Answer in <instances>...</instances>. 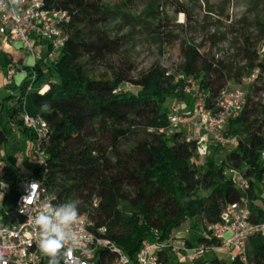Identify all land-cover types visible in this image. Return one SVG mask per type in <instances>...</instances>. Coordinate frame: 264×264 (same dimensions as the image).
<instances>
[{
    "label": "trees",
    "instance_id": "trees-1",
    "mask_svg": "<svg viewBox=\"0 0 264 264\" xmlns=\"http://www.w3.org/2000/svg\"><path fill=\"white\" fill-rule=\"evenodd\" d=\"M54 2L70 16L59 58L51 60L46 52L41 62L23 66L25 75L18 83L8 80L0 90V117L6 118L0 122V144L8 143L15 126L31 141L26 148L29 159L37 142L44 152L41 161L31 162L34 165L26 178L16 169L5 173L10 187L2 202L8 201L10 206L0 207L3 222L13 224L23 219L15 208L17 182L35 179L44 195L55 190V204L77 202L79 211L89 214L93 228L105 226V236L130 258L143 239L155 238L156 231L160 239H166L186 221L197 241L216 245L208 226L218 219L225 204L241 196L232 177L225 173L231 167L249 179L250 220L264 219V208L256 203L259 196L254 190L256 182L264 183V157L260 154L264 150V58L259 56L252 36H243L239 53L244 63L236 66L203 51L202 44L180 40L167 30L165 18L158 12L153 15L154 22L145 25L164 48L180 41L183 60L178 69L196 79L207 94V107L213 106L228 80L237 82L259 69L245 105L228 125L229 134L236 138L235 146H212L204 161L196 164V141H187L183 132L166 136L156 130L168 123L170 100L191 105L184 82L165 74L161 58L136 77L131 75L133 65L122 57L118 65L105 71L95 69L96 65H106L111 55L121 53V38L112 36L108 28L118 9L108 7L104 0ZM178 11L186 13L184 8ZM216 38L210 37L212 41ZM3 57L6 54L0 51L1 67L6 65L1 64ZM124 83L137 91L121 89ZM43 84L47 89L40 92ZM45 102L50 110L42 109ZM23 113L46 121V132L39 140L23 125ZM150 127L153 129L148 130ZM246 258L249 264H264V234L248 238ZM164 261L182 264L173 256H165ZM206 262L243 264L217 256L187 264ZM42 264H48L43 254Z\"/></svg>",
    "mask_w": 264,
    "mask_h": 264
},
{
    "label": "built area",
    "instance_id": "built-area-1",
    "mask_svg": "<svg viewBox=\"0 0 264 264\" xmlns=\"http://www.w3.org/2000/svg\"><path fill=\"white\" fill-rule=\"evenodd\" d=\"M69 19V13L58 8L54 0H23L17 15L0 11V36L13 41L19 40L32 58L33 64L41 60L46 52L49 59L57 60L67 40L65 28ZM162 60L165 74L171 76L176 82H184V92L190 95L191 105L188 106L183 100H170L168 123L156 130L166 136L178 131L183 132L187 141H196L195 157L199 161L198 163L194 159L196 164L204 161L212 146L224 149L231 145L235 146L236 138L229 134L228 125L231 119L239 115L245 105L248 88L257 78L259 69L255 68L244 74L237 82L228 80L213 100V106L207 107V94L196 79L178 68L166 65L164 59ZM22 71H24L23 67L10 65L5 70V76L11 79L17 72ZM127 85L134 87L132 84ZM46 86L47 84H43L39 91L43 92ZM21 117L23 125L35 133L37 140L45 134L47 124L44 119L27 113H23ZM178 125L185 126L186 130L178 128ZM13 128L17 127L13 126ZM152 129V127L148 128V130ZM260 154L264 157V150H261ZM43 156L44 152L37 142L32 150L30 161H41ZM5 170L6 163L0 158V178L4 176ZM225 173L232 177L241 196L238 200L225 204L218 219L208 226L209 235L215 238L218 244L208 245L199 241L192 243L184 236L182 246L177 247L173 245L170 237L160 239L159 232L156 231L155 238L143 239L135 256L130 258L123 249L105 236L107 233L105 226L94 229L89 214L80 212L78 230L84 238V247L68 255V264H168L164 261L165 256H173L181 263V260L189 263L202 258L207 259V255L219 250L226 252L228 262L239 260L243 264H249L246 258L248 238L253 234H264V219L260 222L250 220L246 195L249 179L237 168H228ZM30 181L37 180L21 179L17 182L19 194L15 208L23 219L9 224L4 223L0 217V260L6 261L7 264H42V253L36 246V233L27 215L21 212L22 197L28 194L26 184ZM37 183L38 198L42 200L47 195H44L38 181ZM0 196L3 201L5 193L1 190ZM93 201L95 204L96 199ZM30 207L34 216L39 211V204ZM185 232L186 234L190 232L189 226ZM234 250L237 252L235 253ZM102 255L106 259L107 255H111V259L101 260Z\"/></svg>",
    "mask_w": 264,
    "mask_h": 264
},
{
    "label": "rangeland",
    "instance_id": "rangeland-1",
    "mask_svg": "<svg viewBox=\"0 0 264 264\" xmlns=\"http://www.w3.org/2000/svg\"><path fill=\"white\" fill-rule=\"evenodd\" d=\"M104 2L108 7L118 9L119 13L110 20L108 28L112 36L121 38V53L108 57L106 65H96L97 70L105 71L110 65H118L121 57L133 65L131 75L134 77L148 70L159 58L164 59L166 65L178 68L183 60L180 41L164 48L155 40L153 33L146 29V23L154 22L153 15L156 12L165 18L167 30L174 32L180 40L185 38L194 44H202L203 51L236 66L244 63L239 53L243 36H252L259 56L264 58V0H155L153 5L151 0H104ZM182 8L186 13L178 11ZM211 36L217 38L212 41ZM1 44L2 41L0 46ZM21 51L26 56V50ZM43 68L45 69V64ZM121 89L137 91L136 87H131L127 83L122 84ZM1 118L6 121L5 117ZM178 128L186 130L183 125H178ZM15 130L16 133L13 134L12 131L9 135L8 143L0 144V158L6 163L5 173L16 169L22 173L23 178H26L34 164L25 152L23 145L25 136L22 135L21 139L20 129ZM233 147L231 145L229 148ZM211 149L210 147L208 151ZM194 159L199 163L198 158ZM0 181L1 191L7 194L10 187L8 175L4 174ZM254 188L258 192L259 201L264 204V183L256 182ZM3 205L10 206L8 201L3 204L0 198V207ZM188 226L190 223L186 221L171 231L169 237L174 246L181 247L184 236L192 243L197 241L194 230L186 234ZM219 256L225 257L226 253L220 250ZM201 260L206 259L197 261ZM181 261L182 264H187L184 260Z\"/></svg>",
    "mask_w": 264,
    "mask_h": 264
},
{
    "label": "clouds",
    "instance_id": "clouds-1",
    "mask_svg": "<svg viewBox=\"0 0 264 264\" xmlns=\"http://www.w3.org/2000/svg\"><path fill=\"white\" fill-rule=\"evenodd\" d=\"M22 2L23 0H0V11L17 15ZM42 109L50 110V105L45 102ZM26 191L28 194L22 197L21 212L31 221L36 233L37 248L48 258V264H68V255L84 247V238L78 230L80 211L77 202L53 203L57 198L55 190L44 199H39L37 181L28 182ZM34 193L37 195L34 196ZM35 204H39V211L33 216L30 206ZM0 264L7 262L0 260Z\"/></svg>",
    "mask_w": 264,
    "mask_h": 264
},
{
    "label": "crops",
    "instance_id": "crops-1",
    "mask_svg": "<svg viewBox=\"0 0 264 264\" xmlns=\"http://www.w3.org/2000/svg\"><path fill=\"white\" fill-rule=\"evenodd\" d=\"M0 41H2V44H1L2 46H0V51L4 52L6 54V57L1 58V64H6V65L4 67L0 66V90H2L4 84L6 82H8V80H13L15 83H18L23 78V76L25 75V71L17 72L13 77H11V79H7L5 76V70L8 66L11 65V66H16V67H19V66L23 67L24 65H33V63H32L33 61H32V58L29 56L27 51H26V56H24L22 54L21 50L24 48H23L22 43L20 41H16V40L13 41V40H10L9 38L2 37V36H0ZM18 42H20L21 44H19ZM39 61L41 62V60H39ZM0 122H5V120L0 117ZM17 128L20 129L19 131L21 132V139H22V135H23L22 130L20 127H17ZM12 131H13V134L16 133L15 128H13ZM11 142H12V140H11ZM30 143H31V141H29L27 139L23 140L25 152H26L27 146ZM254 190H255V188H254ZM255 192L258 194V192L256 190H255ZM256 203L259 206H261L262 208H264V204H262L259 201V199L256 201ZM186 238H188V237H186ZM219 251L212 253L210 255H207L206 258L208 259L209 256L210 257L217 256L218 258L227 259L226 256L225 257L219 256Z\"/></svg>",
    "mask_w": 264,
    "mask_h": 264
},
{
    "label": "bare ground",
    "instance_id": "bare-ground-1",
    "mask_svg": "<svg viewBox=\"0 0 264 264\" xmlns=\"http://www.w3.org/2000/svg\"><path fill=\"white\" fill-rule=\"evenodd\" d=\"M47 89V86L44 88L43 92Z\"/></svg>",
    "mask_w": 264,
    "mask_h": 264
}]
</instances>
